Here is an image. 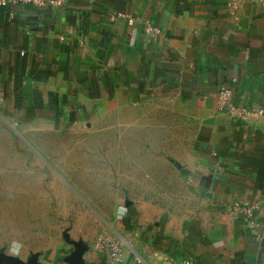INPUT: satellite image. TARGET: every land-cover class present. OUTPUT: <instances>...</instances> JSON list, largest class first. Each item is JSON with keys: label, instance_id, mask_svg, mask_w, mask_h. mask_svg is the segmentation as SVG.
<instances>
[{"label": "crops", "instance_id": "0c3cea01", "mask_svg": "<svg viewBox=\"0 0 264 264\" xmlns=\"http://www.w3.org/2000/svg\"><path fill=\"white\" fill-rule=\"evenodd\" d=\"M222 87L234 104H264V0H0L3 105L34 125H87V150L122 136L135 151L145 135L142 149L171 152L117 162L134 168L133 201L33 264H264V116L222 110ZM237 198L260 200L252 225ZM105 238L121 243L117 261L95 249Z\"/></svg>", "mask_w": 264, "mask_h": 264}, {"label": "rangeland", "instance_id": "374dc122", "mask_svg": "<svg viewBox=\"0 0 264 264\" xmlns=\"http://www.w3.org/2000/svg\"><path fill=\"white\" fill-rule=\"evenodd\" d=\"M162 121L141 119L136 126L160 129ZM85 131L84 124L34 125L0 102V262L33 264L58 246L94 236L133 201L129 179L136 178L134 168L117 162L171 158L165 150L142 149L145 135H136L135 151L120 143L122 136H116L114 146L96 147L89 141L87 150L90 135ZM152 137L160 139L159 134ZM141 169L148 178L158 168ZM19 200L22 207H16Z\"/></svg>", "mask_w": 264, "mask_h": 264}, {"label": "built area", "instance_id": "2783aa9c", "mask_svg": "<svg viewBox=\"0 0 264 264\" xmlns=\"http://www.w3.org/2000/svg\"><path fill=\"white\" fill-rule=\"evenodd\" d=\"M10 0H2L5 3ZM40 5H53L60 6L65 0H26ZM232 91L228 87H222L218 90L217 95L221 102L222 110L229 112L230 114L242 118L249 114H256L264 116V104L260 107H246L243 105L234 104L231 100ZM260 208V200L254 199L251 201H245L241 198L235 199L231 204V209L235 215L240 217L243 221L253 224V217L257 210ZM95 249L100 252L107 251L114 261H117L122 254L123 248L121 243L112 238L99 239L95 242ZM181 264H194L191 259L184 258Z\"/></svg>", "mask_w": 264, "mask_h": 264}]
</instances>
